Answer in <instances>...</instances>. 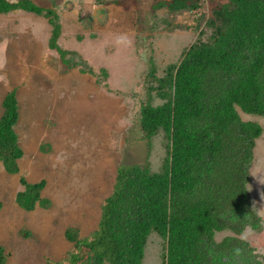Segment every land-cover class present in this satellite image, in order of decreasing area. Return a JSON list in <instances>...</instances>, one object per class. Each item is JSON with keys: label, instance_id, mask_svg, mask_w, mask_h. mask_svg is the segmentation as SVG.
<instances>
[{"label": "rangeland", "instance_id": "374dc122", "mask_svg": "<svg viewBox=\"0 0 264 264\" xmlns=\"http://www.w3.org/2000/svg\"><path fill=\"white\" fill-rule=\"evenodd\" d=\"M50 1L47 11L61 27L59 47L72 53L67 56L72 63L83 61L95 74L67 67L49 49L52 27L45 13L0 14V117L3 98L15 89V131L23 151L18 174L6 173L0 162V246L6 264L60 261L72 247L64 236L68 228L80 237L95 231L119 166L148 161L151 171L159 172L166 156L163 135L148 148L139 127L141 107L162 104L155 92L149 95L155 84L148 74L154 67L161 78L192 44L207 41L210 2H225L199 0L195 11L170 14L155 8L168 0ZM239 114L263 128L248 186L262 231L246 229L241 238L264 264V117ZM20 178L31 184L45 180L41 196L50 201L49 209L27 212L17 206ZM230 235L217 233L215 239ZM164 253V241L152 233L142 264H165Z\"/></svg>", "mask_w": 264, "mask_h": 264}, {"label": "trees", "instance_id": "16d2710c", "mask_svg": "<svg viewBox=\"0 0 264 264\" xmlns=\"http://www.w3.org/2000/svg\"><path fill=\"white\" fill-rule=\"evenodd\" d=\"M210 3L207 41L192 44L161 78L154 67L148 74L155 84L149 95L155 92L162 104L143 105L139 127L148 148L154 137L163 135L166 156L159 172H152L148 161L119 166L96 230L80 237L68 228L64 236L72 247L60 261L47 264H142L152 233L164 241L165 264H261L241 236L246 229L262 231L248 186L263 128L243 121L239 111L264 117V0ZM199 6V0L155 3L170 14ZM18 10L45 13L52 27L49 49L67 67L95 74L83 61L72 63L67 58L72 53L59 47L61 27L53 11L40 10L27 0H0V14ZM2 108L0 162L6 173L15 175L23 157L15 131V89L5 95ZM19 184L22 190L15 202L20 209H49L50 201L41 196L45 180L31 184L20 178ZM226 231L232 235L216 241V234ZM7 259L0 246V264Z\"/></svg>", "mask_w": 264, "mask_h": 264}, {"label": "water", "instance_id": "95a60500", "mask_svg": "<svg viewBox=\"0 0 264 264\" xmlns=\"http://www.w3.org/2000/svg\"><path fill=\"white\" fill-rule=\"evenodd\" d=\"M29 1L34 7L47 11L52 9V3L50 0H27Z\"/></svg>", "mask_w": 264, "mask_h": 264}, {"label": "bare ground", "instance_id": "6f19581e", "mask_svg": "<svg viewBox=\"0 0 264 264\" xmlns=\"http://www.w3.org/2000/svg\"><path fill=\"white\" fill-rule=\"evenodd\" d=\"M64 113V112H63ZM60 193V192H59Z\"/></svg>", "mask_w": 264, "mask_h": 264}]
</instances>
